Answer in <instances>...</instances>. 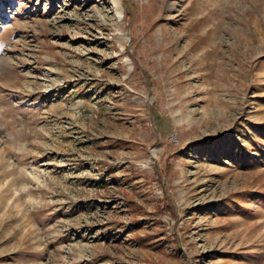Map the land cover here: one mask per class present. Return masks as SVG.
Returning <instances> with one entry per match:
<instances>
[{
  "label": "rangeland",
  "instance_id": "rangeland-1",
  "mask_svg": "<svg viewBox=\"0 0 264 264\" xmlns=\"http://www.w3.org/2000/svg\"><path fill=\"white\" fill-rule=\"evenodd\" d=\"M0 264H264V0H0Z\"/></svg>",
  "mask_w": 264,
  "mask_h": 264
},
{
  "label": "trees",
  "instance_id": "trees-1",
  "mask_svg": "<svg viewBox=\"0 0 264 264\" xmlns=\"http://www.w3.org/2000/svg\"><path fill=\"white\" fill-rule=\"evenodd\" d=\"M130 206H131V204H130ZM140 241H141V238H140V237H135V238H134V242H135V243L138 244V243H140Z\"/></svg>",
  "mask_w": 264,
  "mask_h": 264
}]
</instances>
